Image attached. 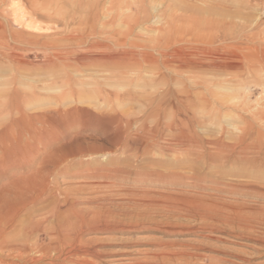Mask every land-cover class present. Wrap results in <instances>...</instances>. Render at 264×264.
<instances>
[{"label":"rangeland","instance_id":"obj_1","mask_svg":"<svg viewBox=\"0 0 264 264\" xmlns=\"http://www.w3.org/2000/svg\"><path fill=\"white\" fill-rule=\"evenodd\" d=\"M263 152L264 0H0L6 239L121 223L39 264H264Z\"/></svg>","mask_w":264,"mask_h":264},{"label":"bare ground","instance_id":"obj_2","mask_svg":"<svg viewBox=\"0 0 264 264\" xmlns=\"http://www.w3.org/2000/svg\"><path fill=\"white\" fill-rule=\"evenodd\" d=\"M18 6V5H17ZM12 8V7H11ZM16 9V8H14ZM13 11V10H12ZM12 15L14 13H11ZM15 16V15H14ZM20 15H17L18 18ZM16 17V16H15ZM22 22H23V18L20 19ZM17 21V20H16ZM15 22V21H13ZM21 22V24H22ZM29 23V22H28ZM36 28H37V24L34 23ZM20 25V24H19ZM25 27V29H29L30 26L27 25V24H24L22 25ZM33 27V26H32ZM40 27V26H39ZM32 30V29H31ZM43 30V29H42ZM41 30V31H42ZM34 31V30H33ZM106 55V54H105ZM113 55V54H112ZM111 56H107V57H103V56H100V59H103L104 61H111L112 59H114L113 57ZM117 55V54H116ZM115 55V56H116ZM118 58V56H117ZM100 59H98V61H100ZM97 60V59H96ZM86 61V60H84ZM227 61V60H226ZM87 62V61H86ZM103 62V61H102ZM84 63V62H83ZM114 64V63H113ZM215 66V65H214ZM220 67H223L225 69H229L230 66L227 65H222ZM216 68V66L214 67ZM218 68V67H217ZM232 69V68H231ZM230 70V69H229ZM162 101V100H161ZM161 101H159L157 104L158 107H160V104H161ZM250 128V127H249ZM143 129V128H141ZM140 129V131H142ZM126 132V130H125ZM152 132V131H151ZM247 132V131H245ZM127 133V132H126ZM243 133V132H242ZM128 134L130 135L129 133V130H128ZM151 134L150 133H137V136L138 137H145V138H149L151 137L150 136ZM183 136V135H182ZM241 136V135H240ZM239 136V137H240ZM253 136V135H252ZM242 137H244V139H246L248 137V134L246 136V134L242 135ZM241 137V138H242ZM130 141V140H129ZM262 141V140H261ZM181 143V142H180ZM184 143V142H183ZM257 143V142H256ZM242 144V143H241ZM248 144V143H247ZM255 143H253V147H255L254 145ZM244 145V144H243ZM261 145V144H259ZM219 146V145H218ZM222 146V145H221ZM245 146V145H244ZM127 147H129V144L128 142L125 143V149H127ZM223 147V146H222ZM235 146H225V148H227V150L229 151H237V150H240L241 148L239 147L237 150L234 149ZM243 147V146H242ZM251 147V146H250ZM246 148V147H245ZM248 148V147H247ZM257 148V147H256ZM256 148H254L256 150ZM261 148V147H260ZM244 149V148H243ZM250 149V148H249ZM226 151V150H225ZM243 151V150H242ZM256 151H260L259 150H256ZM238 152V151H237ZM241 152V151H240ZM247 152V151H246ZM250 152V151H249ZM257 153V152H255ZM264 153V152H263ZM262 153V154H263ZM252 154V152H251ZM258 154H261V153H258ZM246 155V154H245ZM241 157V156H240ZM53 165H58L59 162L57 161H53L51 162ZM41 183H43V185L45 186L44 184V178H43V181H41ZM27 189V188H26ZM47 187H43L42 190L43 191H47ZM53 191V190H52ZM56 191V190H55ZM10 193V192H9ZM25 193V192H24ZM43 193V192H42ZM92 194V193H91ZM65 195V194H64ZM103 196V195H102ZM90 197L92 196H89V199ZM17 198V197H16ZM101 198V197H100ZM36 199V200H35ZM34 200L35 201H38L39 198L38 196L35 198ZM86 199L85 201H87V198H84ZM82 199V200H84ZM92 199V198H91ZM97 199V198H96ZM17 200V199H16ZM20 200V199H19ZM102 200V199H101ZM75 201V200H74ZM92 201V200H91ZM100 201V200H99ZM107 201V200H105ZM19 202V201H17ZM34 202V201H33ZM78 202V201H77ZM93 202V201H92ZM101 202V201H100ZM14 203V202H13ZM39 203V202H38ZM79 203V202H78ZM86 203V202H84ZM17 204V203H16ZM28 203H26L27 205ZM74 204V203H73ZM134 204V203H133ZM136 204V203H135ZM18 205V204H17ZM20 205V203H19ZM25 205V206H26ZM12 206V205H11ZM96 205H94L95 207ZM128 206V205H127ZM137 206V205H136ZM135 206V207H136ZM146 206V205H145ZM105 207V206H104ZM139 207V206H138ZM142 207V206H141ZM14 208H15V205H14ZM24 208V207H23ZM73 208V207H72ZM106 208V207H105ZM103 208V206H97L94 210H91V211H82V212H79L78 210V213L75 212L76 214L74 215L75 218H76V222L73 224V225H68V226H62L60 224L58 225H55L54 227H51L49 229H46V230H42L39 226H32V229L31 230H35L36 232H42V237L41 238H38L37 240L40 242V245H36V244H33L31 247H29L28 245L26 244H22V243H17V242H13L11 240H8L6 239V228L7 226H10L14 223V217L15 215L17 214V210L13 209V211L8 214L7 216L5 217H0V256L4 259L2 260V258L0 259V264L1 263H4V264H14L16 262H20V263H23V264H39V262H42L43 260H45L46 258H49V256L52 254V252H54L56 249H54V246L57 244V243H61V242H66L68 239H71V241L73 240L75 243H77V245L79 247H83L85 246V244L82 243L81 241V238H80V235L82 237V234H84L85 232H103V231H108L110 230V227L111 225L113 226H117V224L119 223V221L117 222V218L116 215L115 217L113 216V213H111L110 211H108L107 209ZM19 210H21V206L20 208H18ZM69 209V208H68ZM88 209V208H87ZM90 209V208H89ZM119 212V211H118ZM122 213V212H121ZM138 213V212H137ZM66 215V214H65ZM72 215V214H71ZM125 215V214H123ZM135 216V215H134ZM62 217V216H61ZM122 217V216H121ZM133 218V216H132ZM227 218V217H226ZM61 219V218H60ZM64 221V220H63ZM121 221V220H120ZM117 222V223H116ZM71 223V222H70ZM31 224V223H30ZM121 224V223H119ZM41 225V224H40ZM44 227V226H42ZM11 228V227H10ZM112 229V228H111ZM118 229V228H117ZM138 229V228H137ZM25 230V229H24ZM109 232V231H108ZM116 232V231H114ZM29 234V233H28ZM31 235V234H30ZM5 236V237H4ZM30 241V240H29ZM49 242L50 241V247H44V244L46 242ZM72 241V242H73ZM106 241V240H104ZM70 242V241H69ZM67 242V243H69ZM71 244V243H70ZM68 244V245H70ZM74 244V243H73ZM138 244V243H137ZM121 245V244H120ZM75 246V245H72V247ZM56 247V246H55ZM123 247V246H122ZM68 249V248H67ZM62 250L59 252L61 253ZM70 252V251H69ZM114 254V253H113ZM120 255H125V253H119ZM89 255V254H88ZM91 255V254H90ZM183 256V255H182ZM74 257V256H73ZM82 257V256H81ZM84 257V256H83ZM162 257V256H161ZM119 259V258H118ZM158 259V258H157ZM5 260H9V262L5 263ZM55 260V259H54ZM80 263L79 264H92L91 262L85 260L84 258H81L79 259ZM78 261V262H79ZM146 262V261H145ZM73 263H76V262H73ZM78 264V263H77Z\"/></svg>","mask_w":264,"mask_h":264}]
</instances>
